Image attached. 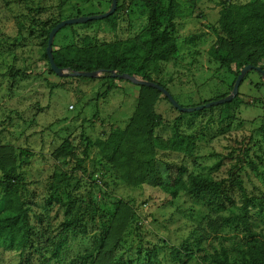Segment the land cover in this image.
<instances>
[{"label": "rangeland", "instance_id": "obj_1", "mask_svg": "<svg viewBox=\"0 0 264 264\" xmlns=\"http://www.w3.org/2000/svg\"><path fill=\"white\" fill-rule=\"evenodd\" d=\"M177 1L178 56L164 63L154 80L183 108L230 97L236 78L209 57L220 34V11L224 3L264 0ZM111 8L112 0H0V154L7 165L19 166L25 161L20 153H29L19 173L33 227L32 247L22 255L4 245L0 264H205L203 258L216 251L227 249L234 258L247 243L264 241V211H252L254 236H249L239 221L238 191L236 205L221 211L209 198L196 200L184 191L173 198L149 182L127 183L135 162L120 156L108 163L96 147L81 168L76 158L54 157L70 140L80 158L84 138L96 143L110 128L134 131L145 115H155L162 119L155 138L167 141L178 126L197 139L191 155L155 150L156 158L174 167L175 178H240L249 197L264 199V78L259 73L246 75L228 105L182 115L163 94L146 93L130 81L101 76L84 81L50 71L45 31ZM118 10L115 31L103 20L68 26L56 35L54 50L81 45L86 37L99 45L137 42L148 25L144 0H118ZM141 150L140 143L124 144L125 152ZM4 202L0 189V209ZM121 203L133 212L132 221L117 213ZM100 241L108 244L106 253L99 251ZM174 249L181 256L175 258Z\"/></svg>", "mask_w": 264, "mask_h": 264}, {"label": "trees", "instance_id": "obj_2", "mask_svg": "<svg viewBox=\"0 0 264 264\" xmlns=\"http://www.w3.org/2000/svg\"><path fill=\"white\" fill-rule=\"evenodd\" d=\"M144 3L148 9V25L138 37L137 42H114L99 45L94 44L91 38L86 37L82 39L81 45H69L57 50H54L53 47L55 64L60 69L69 72H101V79L106 81L125 82L126 80L115 78L113 75L128 74L142 81L161 86L154 80V76L161 71L164 63H168L178 56L176 19L180 5L177 0H144ZM119 11L116 10L113 16L103 20L109 24L113 31L118 26L117 14ZM219 15L220 34L216 46L209 51L210 59L230 71L236 80L248 66L264 70V1L248 4L224 3ZM61 22L45 31L46 38L42 43L45 50L51 31ZM45 59L49 62L46 53ZM77 79L90 80L88 78ZM234 85L235 83H233ZM140 87L146 93L162 96V93L156 89ZM111 88L109 87V89ZM222 98L225 99L226 96L217 98L216 101L222 100ZM211 102L214 101L206 102L205 105ZM161 125L160 117L145 115V123L136 127L134 131L128 128L124 131L110 128L106 138L96 143L84 138L86 145L80 158L77 155V148L70 140L65 141L53 155L58 160L76 158L79 168L87 162L89 151L93 147L99 150L103 160L108 163H114L120 156L129 158L135 162V168L124 178L127 183L140 186L149 182L173 198H177L181 191L188 192L196 200L209 198L211 205L221 211L236 205L233 194L238 191L241 198L240 224L249 236H254L251 233L250 224L252 211L257 210L262 213L264 199L249 197L240 178L233 177L220 181L195 175H189L187 179H183L182 176L175 178L174 167L170 163L156 158L155 150L191 155L197 148V139L192 135L182 134L178 126L174 128L172 137L167 141L155 138L153 132ZM133 136L137 139L131 140ZM127 141H131L135 146L140 143L141 154L125 152L124 144ZM20 157L26 161L29 153L22 151ZM4 160V155L0 154V189L5 197L3 207L0 209V249L4 245H9L23 255L32 247L33 242V227L22 195L25 179L19 173V168L21 164L22 166L25 164V161L17 166L7 165ZM118 212L124 216L128 215L129 221L134 219L133 212L126 204L123 205V210L118 209ZM69 224L77 226L76 222L71 221ZM120 242L121 239L114 246L119 245ZM107 246L108 244H105L104 241H100L99 251L106 253ZM237 253L238 255L233 258L227 249H222L204 257L203 260L205 264H264V241L249 242ZM172 255L178 258L181 256V252L174 249ZM87 258H93V254L87 255Z\"/></svg>", "mask_w": 264, "mask_h": 264}, {"label": "water", "instance_id": "obj_3", "mask_svg": "<svg viewBox=\"0 0 264 264\" xmlns=\"http://www.w3.org/2000/svg\"><path fill=\"white\" fill-rule=\"evenodd\" d=\"M117 6H118V0H112V8L108 13L93 16V17H88V18H77V19H70L67 21H63V22L59 23L51 31V33L49 35V39H48L46 54H47V57L49 60L50 69L55 75H57L59 77H74V78H88V79H93V78L101 76V72H99V73H96V72H92V73L69 72L67 70L60 69L55 64V61H54L53 44H54V40H55L56 35L65 27L73 26V25H81V24H85V23H89V22H93V21H102V20L108 19L109 17H111L115 14V12L117 10ZM252 71H257L264 78V70H262L259 67L248 66L241 72V74L237 78L235 85H234L232 95L230 97H228L226 99L219 100V101H214V102L206 104L203 107H197V108H183V107H181L165 88H163L157 84L142 81V80H140L136 77H132L128 74H124V75L114 74L113 77L118 78V79H122V80H126V81H130L136 85L156 89V90L160 91L168 99V101L171 103V105L174 107L175 110H177L180 113L189 114V113L199 112V111H202L204 109H210L212 107L222 106V105H225L229 102H232L233 99H235L238 96L239 89H240V86H241L244 78L246 77V75L248 73H250Z\"/></svg>", "mask_w": 264, "mask_h": 264}]
</instances>
